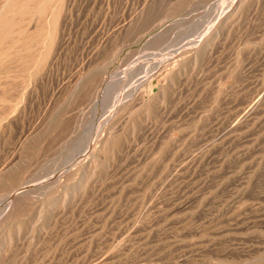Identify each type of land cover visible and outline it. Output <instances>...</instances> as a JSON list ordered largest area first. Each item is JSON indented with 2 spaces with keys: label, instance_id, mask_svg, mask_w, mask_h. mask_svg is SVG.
<instances>
[{
  "label": "rangeland",
  "instance_id": "374dc122",
  "mask_svg": "<svg viewBox=\"0 0 264 264\" xmlns=\"http://www.w3.org/2000/svg\"><path fill=\"white\" fill-rule=\"evenodd\" d=\"M0 264H264V0H0Z\"/></svg>",
  "mask_w": 264,
  "mask_h": 264
},
{
  "label": "bare ground",
  "instance_id": "6f19581e",
  "mask_svg": "<svg viewBox=\"0 0 264 264\" xmlns=\"http://www.w3.org/2000/svg\"><path fill=\"white\" fill-rule=\"evenodd\" d=\"M242 1H243V0H242ZM235 2H236V1H235ZM230 3H231V2H230ZM236 3H237V2H236ZM236 6H237V5H236ZM229 7H230V6H229ZM232 7H233V6H232ZM227 8H228V7H227ZM228 9H229V8H228ZM237 9H238V8H237ZM220 10H221V9H220ZM231 10H232V9H231ZM231 10H230V11H231ZM221 11H222V10H221ZM230 11H229V13H230ZM222 15H223V14H222ZM225 20H226V19H225ZM219 21H220V20H219ZM223 21H224V20H223ZM223 21H222V23H223ZM227 21H228V20H227ZM227 21H226V22H227ZM218 24H220V23H218ZM224 24H225V23H224ZM211 26H212V24H211ZM215 26H217V25H215ZM221 26H222V25H221ZM225 27H226V26H225ZM207 30H208V29H207ZM207 30H206V31H207ZM205 33H206V32H205ZM205 33H204V34H205ZM219 33H220V32H219ZM180 48H181V47H180ZM4 54H5V53H4ZM10 54H11V53H10ZM7 55H9V54H7ZM4 56H5V55H4ZM173 56H174V55H173ZM173 56H172V57H173ZM5 59H6V58H5ZM162 64H163V60L160 61L159 65L162 66ZM165 65H166V64H165ZM160 66H159V67H160ZM163 66H164V65H163ZM161 68H162V67H161ZM159 70H160V69H159ZM147 71H148V70H147ZM154 72H155V71H154ZM154 72H153V73H154ZM95 130H96V129H95ZM94 133H95V132H94ZM112 133H113V131H112ZM100 135H101V134H100ZM90 137H91V136H90ZM92 138H93V137H92ZM90 142H91V141H90ZM90 147H91V146H90ZM56 177H57V176H56ZM15 258H16V257H15ZM10 261H11V260H10Z\"/></svg>",
  "mask_w": 264,
  "mask_h": 264
}]
</instances>
